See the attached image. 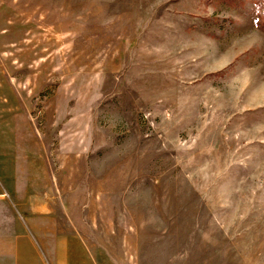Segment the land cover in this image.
<instances>
[{"label":"rangeland","instance_id":"1","mask_svg":"<svg viewBox=\"0 0 264 264\" xmlns=\"http://www.w3.org/2000/svg\"><path fill=\"white\" fill-rule=\"evenodd\" d=\"M1 194L73 264H264V0H0Z\"/></svg>","mask_w":264,"mask_h":264},{"label":"crops","instance_id":"2","mask_svg":"<svg viewBox=\"0 0 264 264\" xmlns=\"http://www.w3.org/2000/svg\"><path fill=\"white\" fill-rule=\"evenodd\" d=\"M27 196L0 195V264H73L66 252L82 244L73 233L65 242V210Z\"/></svg>","mask_w":264,"mask_h":264}]
</instances>
